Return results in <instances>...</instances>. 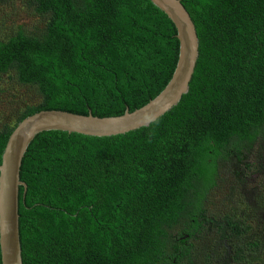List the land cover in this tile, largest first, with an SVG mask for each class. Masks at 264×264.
I'll return each mask as SVG.
<instances>
[{
  "label": "trees",
  "instance_id": "obj_1",
  "mask_svg": "<svg viewBox=\"0 0 264 264\" xmlns=\"http://www.w3.org/2000/svg\"><path fill=\"white\" fill-rule=\"evenodd\" d=\"M30 2L45 25L0 39V77L34 88L38 103L4 119L0 164L28 116L133 112L163 91L179 57L174 23L150 0ZM181 2L200 57L176 107L124 135L49 131L31 143L19 196L23 264H185L206 232L228 249L247 234L236 214L211 215L208 201L222 164H236L246 188L248 156L264 141V0ZM259 246L234 245L224 264Z\"/></svg>",
  "mask_w": 264,
  "mask_h": 264
},
{
  "label": "water",
  "instance_id": "obj_2",
  "mask_svg": "<svg viewBox=\"0 0 264 264\" xmlns=\"http://www.w3.org/2000/svg\"><path fill=\"white\" fill-rule=\"evenodd\" d=\"M174 23L180 51L177 67L163 91L145 106L121 116L97 117L61 110H43L22 120L13 130L0 164V248L2 264H23L20 236V188L23 159L35 138L49 131L91 137H112L148 127L170 112L188 94L200 57L196 25L181 0H150Z\"/></svg>",
  "mask_w": 264,
  "mask_h": 264
},
{
  "label": "rangeland",
  "instance_id": "obj_3",
  "mask_svg": "<svg viewBox=\"0 0 264 264\" xmlns=\"http://www.w3.org/2000/svg\"><path fill=\"white\" fill-rule=\"evenodd\" d=\"M44 25L45 19L35 13L30 0H0V39H7L20 29L33 33L43 29ZM36 94L34 88L20 86L9 76L0 77V107L3 109L0 110V129L6 124L4 119L16 112L19 105L38 103ZM247 160L252 169L247 173L246 188L237 181L236 164L221 165L218 186L210 194L208 209L211 215L220 218L227 213L236 214L238 221L244 223L247 234L234 245L255 241L260 244L258 249L248 250L254 255L240 264H264V141L255 147ZM194 245V258L185 264H205L206 258L210 264L228 263L234 247L224 246L215 230L204 233Z\"/></svg>",
  "mask_w": 264,
  "mask_h": 264
},
{
  "label": "bare ground",
  "instance_id": "obj_4",
  "mask_svg": "<svg viewBox=\"0 0 264 264\" xmlns=\"http://www.w3.org/2000/svg\"><path fill=\"white\" fill-rule=\"evenodd\" d=\"M40 21V20H39ZM35 30V29H34Z\"/></svg>",
  "mask_w": 264,
  "mask_h": 264
}]
</instances>
